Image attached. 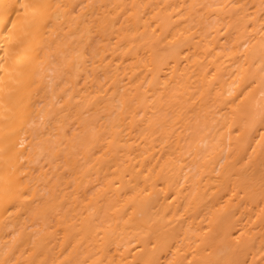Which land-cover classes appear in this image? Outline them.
Here are the masks:
<instances>
[{"label": "bare ground", "instance_id": "bare-ground-1", "mask_svg": "<svg viewBox=\"0 0 264 264\" xmlns=\"http://www.w3.org/2000/svg\"><path fill=\"white\" fill-rule=\"evenodd\" d=\"M0 264H264V0H0Z\"/></svg>", "mask_w": 264, "mask_h": 264}]
</instances>
